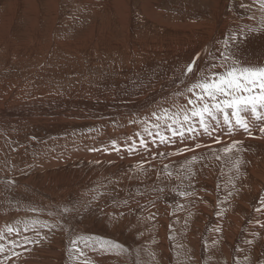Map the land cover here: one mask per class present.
Instances as JSON below:
<instances>
[{"label": "rangeland", "instance_id": "1", "mask_svg": "<svg viewBox=\"0 0 264 264\" xmlns=\"http://www.w3.org/2000/svg\"><path fill=\"white\" fill-rule=\"evenodd\" d=\"M219 1L0 0V79L4 89L0 93L5 95L2 97L0 94V112L5 109L12 112L26 104L32 107L38 103L51 106L45 110L60 109V106L66 105L71 117L76 109L79 113L99 111L106 95L109 99L116 97L115 94L110 97L108 90H115L117 85L118 88L123 86V91L127 90L136 79L149 75L145 71L148 65L162 60L165 62V58L173 55L167 50L174 42L170 39L175 35L174 31H194L200 22L211 24L216 19ZM224 8V19L229 27H240L247 21L264 22L261 0H227ZM37 15L42 18L38 23V33L34 28L32 40V34L28 32L32 18ZM47 15L58 17L54 20L55 25H50L51 20L44 17ZM13 16L16 22L11 27L9 25V29L4 22ZM119 20L123 28L117 22ZM48 31L51 33L50 40ZM115 42L120 45L116 46ZM148 42L151 43L149 47L139 45ZM205 48L202 47L195 56L200 57ZM54 50H58L53 56L59 62L49 59L51 64L46 57L51 56ZM46 51V55L43 54L46 59L40 62L34 60L36 54ZM215 52L221 54L222 46L219 45V50ZM178 57L176 64L167 60L165 66H181L187 60L182 55ZM222 62L214 60L211 63L220 65ZM31 65L35 68L32 69ZM42 68L48 69H45L47 72ZM26 69H32V79H36L28 85L26 83L32 75L22 76ZM34 70H39L37 77ZM183 74L178 78L183 79ZM38 78L43 79L37 81ZM151 78L155 79L154 75ZM43 80L50 87L38 86ZM21 84L27 97L22 91V96L13 101L11 98L16 91L12 90ZM188 87L183 92L176 87L157 93L161 100L156 107L170 105L167 110L176 111L178 107L186 106L191 95L186 91ZM6 88L10 90L7 92ZM33 90L34 93L44 94H40L38 100L30 98ZM97 95H100L99 98H94ZM147 95L143 94L140 98L148 101ZM109 112L105 110L103 114ZM121 114L110 120L109 124L114 126L111 135H106L111 130L110 125L105 126L108 130H100L93 118L73 120L68 117L73 120L72 126L61 131L62 134L54 130L44 132V126L34 132L30 129L26 132L24 128L23 131H15L14 136L18 140L12 135L11 139H5L9 132L2 134L0 130V143L5 145H0V246L4 249L0 252V264H264V142L258 143L256 139L261 138L256 136L261 132L255 121L248 119L251 135L239 127H235L231 135L227 125L217 128L210 120L215 128L211 135L207 136L197 127L198 132L194 135L185 133L183 141L179 139L175 147H170L171 143H161L159 137L153 138L149 133L157 129L152 114L138 118L135 123L128 121L131 118L129 115ZM98 120L101 119L95 121ZM0 121L6 120L0 116ZM102 122L106 125L107 121L104 119ZM160 128L165 129L162 122ZM146 129L149 131L141 137L146 138V144L153 143L156 152L160 153L151 160H145L147 149L143 152L139 141L126 142L130 137L128 135ZM92 130L93 136L87 140L82 136L72 139L79 133ZM96 132L98 135H95ZM122 134H125L124 140L116 139ZM104 135L105 139L100 140ZM212 135L229 140L227 145L242 141L239 135L251 137L246 142L248 144L241 143L240 146L238 143L237 148L232 150L238 165L235 160L223 162L216 155L207 154V150H200L203 153L199 151L196 156L193 153L196 162L192 156L189 159L193 162L191 160L187 167L179 168L175 164L177 158L181 159L200 147L213 148L210 142L197 143L199 148L197 144H182L208 140ZM261 135L264 140V134ZM234 137L237 140H233ZM12 139L14 143L10 141ZM85 142L94 144L95 150L92 147L83 148L78 153L79 150L74 147ZM130 146L137 148L133 151ZM175 150L179 154L184 150V153L179 155ZM243 156L250 159L245 161ZM201 157L207 159H197ZM12 159L16 161L13 163ZM9 228L13 231L9 232ZM80 237L110 241L122 247L102 250L99 244L85 246ZM74 240L76 244L72 243Z\"/></svg>", "mask_w": 264, "mask_h": 264}, {"label": "bare ground", "instance_id": "2", "mask_svg": "<svg viewBox=\"0 0 264 264\" xmlns=\"http://www.w3.org/2000/svg\"><path fill=\"white\" fill-rule=\"evenodd\" d=\"M34 1V0H33ZM108 1V0H107ZM113 2H115V0H112ZM217 1V0H216ZM226 1L227 0H220L217 4V6H218V10L217 11H215V18L216 19H214V21L210 24V23H208V24H206V23H204V22H200V25L198 26V28H194V31L193 30H191V29H188V30H186V29H184L181 33H177V31H174V33H175V35H173V38H170V39H172V41H174V42H172V43H175V44H172L171 43V47H170V49H168L167 51V53H171V54H173L172 56H170V58H165L164 60H173V61H175L174 62V64H176L177 63V58H179L178 57V55H182V56H184V58L186 59L187 58V60H185L184 62H183V64L181 65V66H179V65H177L176 67H175V65H169V66H165V62L162 60V61H160V62H158V63H153L152 65H148V67L146 68V70L145 71H148V73H149V75H145V76H142V78H138V79H136L135 80V84H131L130 86H129V88L127 89V90H125V91H123V86L122 87H119L118 88V86L119 85H117V86H114L115 87V90H108V91H110L109 93H108V95H110V97L112 96V94H115V98L113 99H109V97L106 95L105 97H104V99H105V101L104 102H102L101 100V105H102V109H99V111L97 112H94L93 113V111L92 112H87V111H85V113H79L78 112V110L76 109V110H73V111H75L73 114H72V117L71 116H68L69 114H70V112L69 111H67V108L65 107L66 105H64V107H62V106H60L61 108L60 109H47V110H45V108L46 107H51V106H46V105H43V104H33L32 105V107H27L28 106V104H26V105H24L22 108H20L19 107V109H16L15 111H12V112H9V110L7 111L6 109L5 110H2L1 112H0V116L3 118V119H5L6 121H0V130H1V133L2 134H5V131H6V134H7V132H9L8 134H7V136H5V139L6 138H8L9 137V139H11V135L12 136H14V133H15V131H23L24 130V128H26L25 130H26V132H27V130L28 129H30V130H33V132L34 131H36V130H39V129H41V127H45V129H44V132L45 131H47V132H51V130H54V131H59L60 132V134H62L61 133V131H64V130H69V126H72L71 125V121H73L74 119H78V120H80V119H91V118H93V119H95V120H97V119H101V120H98L97 122L94 120L93 122H95V123H97L98 125H99V127H98V125H97V127L100 129V130H108V129H106V127H109V123L111 122L110 120H115L116 119V117L117 116H119L120 117V115L122 116V114L121 113H124V114H126V115H129L131 118H129L128 119V121H132V122H136V120L138 119V118H141V117H143V116H149V115H151V114H153L154 112L158 115V114H160L161 112H162V110L166 107V109H167V107H169L170 108V105H168V106H164V107H156L157 106V104L160 102V98H158V95H157V93H159V92H164V91H166L167 89H171V88H176V87H178L179 89H178V91L179 92H183L184 91V89L186 88V87H188V86H190L192 83H195L196 81H197V79H199V75H200V72L202 71V72H204L205 74H207V75H209V76H211V74L213 73V72H219V73H222L224 70H225V68L228 66V64H231V59L227 62V63H225V62H222L220 65H218V63L217 64H215L216 65V67H212V61H214V60H218V61H222V59H221V56H220V54H218V52H215V50L216 49H218L219 50V45H221L222 46V48H223V52L225 51V41H227L228 42V48H227V52L228 53H230L231 54V58L232 59H235V60H237L238 62H241L242 63V65L243 66H257V67H259V66H264V27H262V25H264V22L262 21H258V22H256V21H254V22H252V23H248V21L247 22H245V23H243L242 25H239L240 27H238V26H235V27H232V26H230V27H232V28H230L229 27V24H228V22L224 19V11H225V4H226ZM20 2H22V1H20ZM109 2H111V1H109ZM117 2V1H116ZM119 2H120V0H119ZM123 2V1H122ZM121 2V3H122ZM25 3V2H24ZM34 3V2H33ZM51 3V2H50ZM27 4V3H26ZM51 4H53V3H51ZM93 4V3H92ZM116 4V3H115ZM114 4V5H115ZM127 4H128V2H127ZM127 4H126V7H127ZM130 4V3H129ZM54 5V4H53ZM122 5H123V3H122ZM29 6H30V4H29ZM116 6V5H115ZM122 7V6H121ZM91 8H93V6L91 7ZM101 8H103V7H101ZM125 8V7H124ZM18 9H21V8H18ZM33 9V8H32ZM99 9V8H98ZM124 10V9H123ZM15 11H17V9H15ZM122 11V10H121ZM112 12H114V11H112ZM111 12V13H112ZM126 12V11H125ZM140 12V11H139ZM3 14V13H2ZM118 14V13H117ZM126 14V13H125ZM112 15H115L116 16V14H113L112 13ZM23 16V15H22ZM38 16V15H37ZM263 16H264V14H263ZM3 17V16H2ZM23 17H26V16H23ZM45 18H49L50 20H51V22H50V25H55L54 24V20H56V18H58L57 16H49V15H47V16H44ZM123 17V16H122ZM4 18V17H3ZM9 19L7 20H5V22L4 23H6V25L8 26V28H9V25H10V27H11V25H14V23L16 22V20L14 19L15 18V16H13V17H8ZM21 18V17H20ZM41 18H42V16H38V17H33L32 18V25L30 26V29H29V32H28V34H32L31 35V39L33 40V38H34V36H33V31L35 30L34 28H37V33H38V23H40L41 22ZM124 19V18H123ZM231 19V18H230ZM233 19H235V18H233ZM258 20V19H257ZM235 21V20H234ZM244 21H246V20H244ZM118 23H119V25L121 26V28H123L122 27V25H123V23H122V21H117ZM233 22V21H232ZM0 23H2V22H0ZM117 23V24H118ZM237 23V22H236ZM239 23V22H238ZM237 23V24H238ZM20 24V23H19ZM116 24V25H117ZM126 23H125V21H124V25H125ZM234 24V23H233ZM232 24V25H233ZM5 25V24H4ZM49 25V26H50ZM107 26V25H106ZM106 26H104V27H106ZM119 26V27H120ZM118 27V26H117ZM188 27H190V26H188ZM213 27V28H212ZM228 27H229V30H228ZM90 28V27H89ZM92 28V27H91ZM102 28V27H101ZM125 28V27H124ZM10 29V28H9ZM93 29V28H92ZM104 29V28H103ZM112 29V28H111ZM8 30V29H7ZM98 30H101V29H99L98 28ZM49 31L51 32V28L49 29ZM49 31H48V33H49ZM96 31V30H95ZM106 31V30H105ZM105 31H103V32H105ZM229 31V33H227ZM5 33V32H4ZM36 33V32H35ZM71 33V32H70ZM92 33V32H91ZM229 34V35H228ZM111 35V34H110ZM3 36H5V35H3ZM50 36H51V33H49V36H47L48 37V40H50ZM109 36V35H108ZM107 36V37H108ZM6 37V36H5ZM7 37H9V36H7ZM6 37V38H7ZM84 37V36H83ZM233 37H235V39H233ZM30 38V37H29ZM42 39V38H41ZM84 39H85V37H84ZM83 39V40H84ZM7 40V39H6ZM32 40H30V41H32ZM77 40V39H76ZM79 40V39H78ZM1 41V40H0ZM29 41V42H30ZM57 41V40H56ZM56 41H55V45H56ZM9 42V41H8ZM70 42V41H69ZM69 42H67L68 44H69ZM119 42H121V41H119ZM158 42V41H157ZM7 43V42H6ZM16 43V42H15ZM60 43V42H59ZM116 44H117V42H115ZM134 43V42H133ZM12 44H14V43H12ZM24 44V43H23ZM68 44H65V45H68ZM78 44V43H77ZM76 44V45H77ZM82 44V43H81ZM95 44V43H94ZM112 44H114V43H112ZM123 44V43H122ZM145 45H143V44H141V43H139V45L140 46H144V47H149V46H151V43H144ZM205 44H206V48H205ZM61 45H63V44H61ZM72 45V44H71ZM70 45V46H71ZM111 45V44H110ZM120 44L118 43L116 46H119ZM138 45V46H139ZM159 45V44H158ZM16 46V45H15ZM17 46H20V45H18L17 44ZM39 46H41V45H39ZM39 46H37V47H39ZM84 46H85V44H84ZM112 46V45H111ZM12 47V49L14 48L13 46H11ZM25 47V46H24ZM31 47V46H30ZM67 47H69V46H67ZM72 47V46H71ZM70 47V48H71ZM79 47V46H78ZM95 47V46H94ZM202 47H204L205 49H204V52L201 54V56L199 57V56H195V55H197L199 52H200V50L202 49ZM76 48V47H75ZM113 48V47H112ZM208 48V49H207ZM20 49V48H19ZM43 49V48H42ZM50 49V48H49ZM64 49L66 50V53H68L69 51H68V49L67 48H65V46H64ZM139 49H140V47H139ZM163 49V48H162ZM192 49H194V50H192ZM26 50V49H25ZM56 50V49H55ZM53 51L52 53H51V56H49V57H46L47 59H48V61H49V59L50 60H53V61H57L56 60V57L55 56H53V53H57L58 52V50L57 51ZM100 50V49H99ZM38 51V50H37ZM12 52V51H11ZM29 53H32L31 51H28ZM43 52V51H42ZM48 51H46V52H44V53H41L40 55L39 54H36L35 55V58H34V60L35 59H38V62H40V61H43L44 60V58H45V53H47ZM125 52V51H124ZM177 53V54H176ZM220 53V52H219ZM43 54H45L44 55V57H43ZM14 55V54H13ZM58 55H60V54H58ZM76 55V54H75ZM89 55V54H88ZM2 56V55H1ZM24 56V55H23ZM33 56V55H32ZM28 57V56H27ZM34 57V56H33ZM45 58V59H46ZM58 58H60V57H58ZM68 58V57H67ZM215 58V59H214ZM28 59V58H27ZM69 59H70V57H69ZM78 59V58H77ZM59 60V59H58ZM18 61H21V60H18ZM193 61H195V67H194V74L193 73H189V74H187V75H184L183 73L185 72V70H186V64L188 63H191V62H193ZM16 62V61H15ZM21 62H23V61H21ZM50 62V61H49ZM57 62H59V61H57ZM12 63V62H11ZM24 63H25V60H24ZM43 63V62H42ZM51 63V62H50ZM152 63V62H151ZM19 64V63H18ZM46 64V63H45ZM52 64V63H51ZM56 64V63H55ZM65 64H67V63H65ZM179 64V63H178ZM13 65V64H12ZM17 65V64H16ZM24 65V64H23ZM33 65H35V64H33ZM42 66H43V64H41ZM18 66V65H17ZM32 66V65H31ZM49 66H50V64H49ZM73 66H75V65H73ZM5 67V66H4ZM33 67L34 66H32V69H33ZM56 67V66H55ZM60 67V66H59ZM61 67H63V65L61 66ZM64 67H66V65L64 66ZM72 67V66H71ZM175 67V68H174ZM14 68V67H13ZM25 68H28V67H25ZM35 68V67H34ZM38 68H39V66H38ZM48 68V67H47ZM22 69V68H21ZM32 69H26L27 70V72L25 71V73L22 75V76H27L28 74H31L32 76H30L29 78V81L26 83L27 85L28 84H30L29 82H33V80L34 79H32V78H34L33 77V74H34V72L32 73ZM37 69V68H36ZM46 68H42V71H44ZM57 69V68H56ZM56 69H55V72L57 73V71H56ZM59 69V68H58ZM57 69V70H58ZM71 69V68H70ZM126 69V68H125ZM128 69H130V68H128ZM137 69H139V68H137ZM46 70H48V69H46ZM45 70V72H47ZM65 70V69H64ZM74 70V69H73ZM72 70V71H73ZM23 71V70H22ZM35 71V74H36V72H38L37 70H34ZM41 71V72H42ZM53 71H54V69H53ZM61 71H62V69H61ZM71 71V72H72ZM139 71V70H138ZM40 72V73H41ZM50 72V71H49ZM63 72H65V71H63ZM121 72H122V70H121ZM59 73V72H58ZM118 73H120V72H118ZM135 73V72H134ZM144 73V72H143ZM183 74L184 75V78L183 79H181V77L180 78H178V75H180V74ZM16 74V73H15ZM14 74V75H15ZM20 74V73H19ZM44 74V73H43ZM55 74V73H54ZM64 74V73H63ZM66 74H69V73H66ZM72 74V73H71ZM46 75H49V74H46ZM46 75H42V76H45V78H46ZM58 75V74H57ZM65 75V74H64ZM135 75V74H134ZM137 75V74H136ZM152 75H154V78L155 79H152L151 78V76ZM38 75L36 74V77H37ZM51 76L53 77V75H52V73H51ZM12 77H13V74H12ZM11 77V78H12ZM35 77V78H36ZM58 77H60V76H58ZM65 77V76H64ZM129 77V76H128ZM54 78H55V76H54ZM60 78H62V77H60ZM17 79V78H16ZM23 79V78H22ZM39 79V80H38ZM37 79V81H40V80H42L43 78H38ZM69 79V78H68ZM119 79V78H118ZM20 81H21V79H19ZM36 80V79H35ZM34 80V81H35ZM58 80H60V79H58ZM2 80L0 79V92L2 91V90H4L3 89V83L1 82ZM6 81V80H5ZM5 81H4V83H5ZM12 81V80H11ZM15 82H16V80H14ZM44 82H45V80H43ZM47 81V80H46ZM138 81V82H137ZM17 82H18V79H17ZM44 82H40L39 84H38V86L39 85H41V84H43L44 86H46V87H50V85L49 84H47L46 82L44 83ZM121 82V81H120ZM7 83V82H6ZM11 84V83H10ZM35 84V83H34ZM107 84V83H106ZM6 85V84H5ZM36 85H37V83H36ZM7 86V85H6ZM35 86V85H34ZM33 85H32V87H34ZM72 86H74V85H72ZM107 86V85H106ZM9 87H11V86H9ZM107 88V87H106ZM11 89H12V87H11ZM24 86H23V84H21V85H19V86H17V87H14L13 88V90L12 91H16V93H15V95L13 96V98H11L13 101H16L17 100V98L16 97H19L22 93V91L24 92V95H25V91H24ZM31 89V88H30ZM38 89V88H37ZM37 89H35L36 91H37ZM122 89V90H121ZM6 91L7 90H10V89H8V88H6L5 89ZM35 90H33V95H32V97H30V98H36V100H38L40 97H41V95L42 94H44V92L43 93H41L40 92V94H38V93H34V91ZM8 92V91H7ZM13 93V94H14ZM74 93V92H73ZM78 93V92H77ZM101 93H103V92H101ZM146 93H148V95L146 96L147 98H148V96H149V100L148 101H146V98H140L143 94H146ZM166 93V92H165ZM1 94V93H0ZM29 94V93H28ZM79 94V93H78ZM161 94H163V93H161ZM2 95V97H4L5 95H3V94H1ZM73 95H75V94H73ZM103 95V94H102ZM187 95V94H186ZM12 96V95H11ZM22 96V95H21ZM26 97H27V94L25 95ZM24 96V97H25ZM98 96V95H97ZM100 96V95H99ZM99 96L98 97H94V98H99ZM16 98V99H15ZM38 98V99H37ZM2 99V98H1ZM4 99V98H3ZM15 99V100H14ZM29 99V98H28ZM73 99V98H72ZM154 99H157V100H155V103H154V105L152 106L151 104H152V101L154 100ZM170 99V98H169ZM29 100H32V99H29ZM77 100V99H76ZM143 100V101H142ZM178 100V99H177ZM33 101V100H32ZM32 101H30V102H32ZM99 101V102H100ZM46 102V101H45ZM61 102V101H60ZM96 102H97V100H96ZM177 102V101H176ZM181 102V101H180ZM76 103V102H75ZM88 103V102H87ZM179 103V102H178ZM182 103H184V101L182 102ZM48 104V103H47ZM80 104V103H79ZM83 104V103H82ZM85 104V103H84ZM185 104V103H184ZM31 105V104H30ZM73 106H74V104H73ZM80 106V105H79ZM82 106V105H81ZM84 106V105H83ZM172 106V105H171ZM176 106V105H175ZM57 107H58V105H57ZM93 107V106H92ZM16 108H18V107H16ZM80 108V107H79ZM11 109H13V108H11ZM73 109H75V108H73ZM93 109H94V107H93ZM70 110V109H69ZM80 110V109H79ZM84 110V109H83ZM82 110V111H83ZM105 110H110V112L108 113V114H106V113H104L103 114V112L105 111ZM165 110V109H164ZM91 111V110H90ZM9 112V113H8ZM119 112V113H118ZM90 113V114H89ZM93 113V114H92ZM70 119H73V120H70ZM148 118V117H147ZM104 119H106V125L102 122V120H104ZM148 119H151V118H148ZM221 120H223V118H220ZM248 119H251L253 122L255 121V123L258 125V128L259 127H261V126H264V122H262V121H258V120H256L254 117H252L250 114L248 115ZM220 120V121H221ZM81 121H83V120H81ZM117 122H119V121H117ZM125 122H126V120H125ZM138 122V121H137ZM154 122H155V120H154ZM255 123H252V124H255ZM80 122H79V127H81V129H82V126H80ZM86 124V123H85ZM84 124V125H85ZM142 124H144V123H142ZM212 124H214L215 125V127H222V126H224V124H223V121L221 122V123H219V125L217 126V124H215V122L214 121H212ZM211 124V125H212ZM62 126L61 128H56V127H58V126ZM75 125V124H74ZM78 125V124H77ZM89 125V124H88ZM93 125V124H92ZM125 125V124H124ZM136 125V124H135ZM150 125V124H149ZM17 127V128H12V127ZM106 126V127H105ZM111 127H110V129L111 130H109L110 132H105L106 133V135H111L112 134V130H113V125H110ZM118 126H120V125H118ZM121 126H122V124H121ZM133 126V125H132ZM148 126V125H147ZM146 126V127H147ZM253 126V125H252ZM77 128V129H80V128ZM84 127V126H83ZM85 127H87V125L85 126ZM124 127V126H123ZM136 127V126H135ZM72 128H74V127H72ZM97 128V129H98ZM257 128V129H258ZM80 129V130H81ZM84 129V128H83ZM87 130H88V128H86ZM95 129V128H94ZM96 129V130H97ZM120 129V128H119ZM138 129H139V127H138ZM198 129V128H197ZM251 129V128H250ZM42 130V129H41ZM73 130V129H72ZM141 130H143V127H142V129ZM222 130V129H221ZM239 130V129H238ZM252 130V129H251ZM255 130V129H254ZM75 131V130H74ZM95 131V130H94ZM98 131V130H97ZM133 131H134V128H133ZM149 130H144V131H138V132H136L135 134H133V135H128V136H130V137H128L127 138V143H131V142H134V141H139L140 142V140L141 139H143L144 141L146 140V138H142L141 136L144 134V133H147ZM224 131H226V130H224ZM258 131V130H257ZM46 132V133H47ZM58 132V133H59ZM71 132V131H70ZM156 132H160V134L161 135H166V136H168L169 137V140L168 141H166V142H168V143H171V146L170 147H175V145H177L178 144V140L179 139H181L182 141L184 140V137L183 138H181L180 136H175V137H173L172 135H171V132H168V131H166L165 129H161V128H159V129H156V131H155V129L154 130H152V131H150L149 133H152L151 135H152V137L153 138H157L158 136H156L155 135V133ZM197 132H198V130H197ZM242 132V131H241ZM240 132V133H241ZM31 134H32V131L30 132ZM29 133V134H30ZM102 133V132H101ZM122 133H123V131H122ZM199 133H201V132H199ZM203 133V132H202ZM239 133V132H238ZM239 133V134H240ZM254 133V132H253ZM257 133V132H256ZM28 134V135H29ZM30 134V135H31ZM64 134H65V132H64ZM63 134V135H64ZM99 134H100V131H99ZM116 134V133H115ZM221 134V133H220ZM223 134V133H222ZM245 134V133H244ZM62 135V136H63ZM84 135V136H83ZM95 135H98L97 134V132L95 133ZM113 135H114V133H113ZM119 134H117L116 136H118ZM124 135L125 134H122V135H120L119 137H117L116 139H118V140H124V138H126V137H124ZM227 135V134H226ZM229 135V134H228ZM231 135H232V133H231ZM77 136V135H76ZM82 136V137H81ZM90 136H93V130L92 131H89V132H83V134L82 133H79V135L77 136V137H72V139H78V138H84L85 140H87ZM207 136H208V134H207ZM213 137H211L210 139H208V140H202V141H195L196 143H189V142H187L186 144L184 143V144H182V146H192V145H195V144H197V143H200V142H210V143H212L213 144V148H211V149H209V147H211V146H208V147H200V149L199 150H196V151H193V152H190L191 154H188V155H185L183 158H177V160H175V161H177V163H175V164H178L179 165V168L180 167H187V165H188V163L189 162H191V160L192 159H189V158H191L192 156H193V153H194V155L196 156V155H198L199 153V151L200 150H207V152L206 151H204V152H206L207 154L209 153V155H216V157L217 158H221V160L224 162V161H232V160H235V161H237V158L235 157V155H234V153H233V151H231L230 153H225L224 151H223V149L226 147V146H228L227 145V142H229L230 143V141L229 140H227V139H223V137H221V136H219V135H212ZM240 136V139L242 140V138H243V140L242 141H239V145L241 146V143L242 144H244V145H246V144H248V143H246V142H248V141H250L249 139L251 138V137H247L246 136V138H245V136L243 137V136H241V135H239ZM256 136H259V137H261V138H256L257 139V141H258V143L259 142H264V140L262 139V136L263 135H261V133L260 134H257ZM15 137V140H18L17 138H16V136H14ZM105 137V135L103 136V137H101V139L100 140H102L103 138ZM188 137H190V136H188ZM65 138H67V137H65ZM71 138V137H70ZM202 138V137H201ZM254 138V137H253ZM105 139V138H104ZM236 138L234 137L233 138V140H235ZM25 140V139H24ZM96 140V139H95ZM100 140H99V142H100ZM109 140V139H108ZM190 140V139H189ZM237 140V139H236ZM255 140V139H254ZM0 141H1V139H0ZM11 142H13L14 143V141H13V139L12 140H10ZM30 141V140H29ZM90 141V140H89ZM116 141V140H115ZM91 142L93 143V141H92V139H91ZM91 142H87V143H91ZM95 142V141H94ZM194 142V141H193ZM236 142V141H235ZM32 143V142H31ZM34 143V142H33ZM62 143V142H61ZM102 142H100V144H101ZM224 143V144H223ZM9 144H12V143H9ZM103 144H105V143H103ZM156 144V143H155ZM222 144V145H221ZM0 145L1 146H5V145H3V144H1L0 143ZM34 145V144H33ZM79 145V144H78ZM94 145V144H93ZM93 145H91V144H86V142L85 143H81L79 146H77V147H74L75 149H77V150H79L78 151V153L83 149V148H85V149H87V148H89V147H92L94 150H95V145H94V147H93ZM125 145V144H124ZM16 146V145H15ZM142 146V145H141ZM71 147V146H70ZM31 148V147H30ZM65 148V147H64ZM92 148H91V150H92ZM96 148H98V146H96ZM115 148V147H114ZM136 146H130V149L131 150H133L134 151V149L136 150ZM143 150V152H145V150L147 149V152H145V153H147L148 154V156H146L145 157V160H151L152 159V157L154 158V157H156V156H158V151L156 152V149L154 148V144L153 143H148V144H146V146H142L141 147ZM160 148V147H159ZM158 148V149H159ZM70 149H72V148H70ZM242 149V148H241ZM241 149H240V151H241ZM84 150V149H83ZM113 150V149H112ZM235 150V149H234ZM87 151V150H86ZM183 152L182 153H180L179 154V151H177L176 152V150L174 151V152H176V154L178 153L179 155H181V154H183L184 153V150H182ZM85 152V151H84ZM156 152V153H155ZM169 152V151H168ZM180 152H181V150H180ZM200 152H202V151H200ZM213 152V153H212ZM86 153V152H85ZM113 153H114V151H113ZM170 153H173V152H170ZM203 153V152H202ZM205 153V154H206ZM8 154V153H7ZM19 154V153H18ZM68 154V153H67ZM75 154V153H74ZM80 154H82V153H80ZM88 154H89V152H88ZM87 154V155H88ZM160 154V153H159ZM63 155V154H62ZM76 155V154H75ZM83 155H86V154H83ZM204 155V154H203ZM243 155V154H242ZM176 156V155H175ZM208 156V155H207ZM63 157V156H62ZM178 157V156H177ZM182 157V156H181ZM194 157V156H193ZM200 157V156H199ZM210 157V156H209ZM238 157V156H237ZM73 158V157H72ZM82 158V157H81ZM87 158V157H86ZM120 158V157H119ZM133 158V157H132ZM244 158V160L245 161H247V160H249L250 158H245L244 156L242 157V159ZM67 159V158H66ZM98 159V158H97ZM114 159V158H113ZM176 159V158H175ZM183 159V160H182ZM189 159V160H188ZM197 159H201V161L202 160H204V159H207V158H203V157H201V158H197ZM13 160V159H12ZM51 160V159H50ZM78 160V159H77ZM111 160V159H110ZM119 160V159H118ZM128 160V159H127ZM130 160V159H129ZM144 160V159H143ZM2 161V160H1ZM16 161V159H14L13 160V163ZM61 161V160H60ZM133 160H131V162H132ZM143 162V161H142ZM192 162H193V160H192ZM191 162V163H192ZM194 162H196L195 161V159H194ZM234 163V162H233ZM141 164V163H140ZM231 164V163H230ZM131 165H133V164H131ZM136 165V164H135ZM142 165V164H141ZM26 166V165H25ZM140 166V165H139ZM22 167V166H21ZM24 167V166H23ZM176 167V166H175ZM225 167V166H224ZM177 168V167H176ZM192 168V167H191ZM155 169V168H154ZM190 169V168H189ZM189 171H191V169L189 170ZM235 172H237V169L235 170ZM67 174V173H66ZM189 174V173H188ZM60 175V174H59ZM68 175V174H67ZM263 178V177H262ZM57 179V178H56ZM55 178H54V180H56ZM1 180V179H0ZM12 181V180H11ZM70 182V181H69ZM53 183V182H52ZM60 183V182H59ZM58 183V184H59ZM190 183V182H189ZM196 183V182H195ZM50 184H51V181H50ZM55 184H57V183H55ZM65 184V183H64ZM191 184V183H190ZM69 185H71V184H69ZM192 185V184H191ZM62 187L63 185H57V187ZM66 186V185H65ZM182 186V185H181ZM193 186V185H192ZM39 188V187H38ZM55 188H56V186H55ZM186 188V190L188 191L189 190V188L187 189V187H185ZM199 187H197V189H198ZM61 189V188H60ZM149 189V188H148ZM178 189V188H177ZM183 189V188H182ZM68 190V189H67ZM45 191V190H44ZM57 191V190H56ZM179 191V190H178ZM78 196V195H77ZM186 200V199H185ZM193 203V202H192ZM111 204V203H110Z\"/></svg>", "mask_w": 264, "mask_h": 264}, {"label": "snow or ice", "instance_id": "3", "mask_svg": "<svg viewBox=\"0 0 264 264\" xmlns=\"http://www.w3.org/2000/svg\"><path fill=\"white\" fill-rule=\"evenodd\" d=\"M261 7L264 8V0H261ZM227 48L228 42L225 41V51L220 56L225 63L231 59V64H228L222 73L213 72L211 76L201 71L199 79L186 89L191 94L186 106L178 107L176 111L165 109L159 115L155 112L152 114L155 119V128L159 129L162 122L165 130L171 132L173 137L183 138L185 133L194 135L197 127L202 129L203 133L211 135L215 128L209 121H215L219 125V118L222 116L223 124L228 126L229 133L235 127H239L251 135L248 115L264 122V66H243L241 62L231 58ZM194 67L195 61L189 63L186 66L185 75L194 74ZM212 67L216 65L213 64ZM259 131L264 134V126H261ZM155 135L159 137L161 143L169 140L168 136L161 135L160 132H156ZM238 143L233 142L223 151L230 153L237 148ZM140 144L146 146L143 139L140 140ZM196 147L199 148L200 145L197 144ZM236 163L238 165L239 161ZM11 231L13 230L9 228V232ZM80 240H83L85 246L99 244L102 250L122 247L110 241L84 237H80ZM72 243L76 244L77 241L74 240ZM3 250V246H0V252ZM77 251L80 250L77 249ZM80 254L83 255V252L80 251Z\"/></svg>", "mask_w": 264, "mask_h": 264}]
</instances>
